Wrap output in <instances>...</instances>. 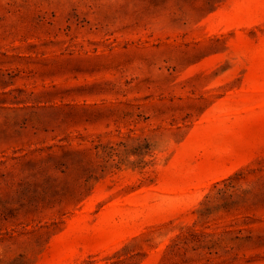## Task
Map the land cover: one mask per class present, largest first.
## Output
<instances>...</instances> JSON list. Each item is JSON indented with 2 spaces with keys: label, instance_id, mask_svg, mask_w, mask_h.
I'll list each match as a JSON object with an SVG mask.
<instances>
[{
  "label": "rangeland",
  "instance_id": "rangeland-1",
  "mask_svg": "<svg viewBox=\"0 0 264 264\" xmlns=\"http://www.w3.org/2000/svg\"><path fill=\"white\" fill-rule=\"evenodd\" d=\"M0 264H264V0H0Z\"/></svg>",
  "mask_w": 264,
  "mask_h": 264
},
{
  "label": "clouds",
  "instance_id": "clouds-1",
  "mask_svg": "<svg viewBox=\"0 0 264 264\" xmlns=\"http://www.w3.org/2000/svg\"><path fill=\"white\" fill-rule=\"evenodd\" d=\"M153 141L155 147L152 149L151 159L162 165L166 160L167 152L173 146L174 138L170 136H161Z\"/></svg>",
  "mask_w": 264,
  "mask_h": 264
}]
</instances>
